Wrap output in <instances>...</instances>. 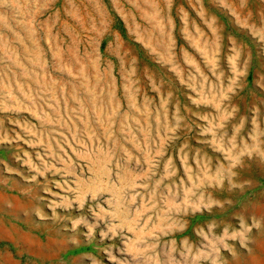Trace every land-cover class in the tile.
<instances>
[{"label":"rangeland","instance_id":"1","mask_svg":"<svg viewBox=\"0 0 264 264\" xmlns=\"http://www.w3.org/2000/svg\"><path fill=\"white\" fill-rule=\"evenodd\" d=\"M0 264H264V0H0Z\"/></svg>","mask_w":264,"mask_h":264}]
</instances>
